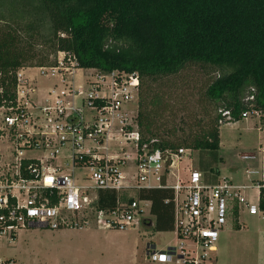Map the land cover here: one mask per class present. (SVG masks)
<instances>
[{"label": "built area", "instance_id": "1", "mask_svg": "<svg viewBox=\"0 0 264 264\" xmlns=\"http://www.w3.org/2000/svg\"><path fill=\"white\" fill-rule=\"evenodd\" d=\"M57 59V65L37 69L42 75L71 76L81 69L70 53L59 52ZM28 69L17 71L12 99L0 85V240L10 244L24 230L79 229L91 221L102 230L137 228L152 208L138 192L155 188L174 193L165 202L174 206L179 246L165 251L148 247L153 263L216 264V243L227 225L242 229L244 215L264 221V147L260 156H243L254 163L245 169L248 184L221 173L213 182L214 173L192 163L186 172L181 169L192 149H162L158 139L142 143L138 113L132 111L141 89L137 73L96 70L98 79L54 87L35 99ZM62 82H67L64 77ZM261 115L252 109L243 118ZM223 116L221 126L232 123L229 112ZM111 141L130 145V152L124 146L120 151L125 156L110 155ZM30 152L36 156H27ZM130 189L137 191L136 197L123 198L122 192ZM101 191L118 192L114 208L98 207ZM0 264L17 263L0 254Z\"/></svg>", "mask_w": 264, "mask_h": 264}, {"label": "trees", "instance_id": "2", "mask_svg": "<svg viewBox=\"0 0 264 264\" xmlns=\"http://www.w3.org/2000/svg\"><path fill=\"white\" fill-rule=\"evenodd\" d=\"M59 52L75 56L78 68L137 73L141 88L148 79L191 65L218 72L205 93L216 113L205 110L188 137L159 138L154 117L141 111V97L137 115L138 126L150 134L146 139L140 131L142 143L158 139L162 149L198 151L196 168L214 173L213 182L224 162L223 112L232 123L252 109L264 115V0H0V85L6 97H14L18 70L55 66ZM249 96L254 100L246 101ZM156 101L160 106L158 96ZM118 197L101 191L98 207L114 208ZM138 197L152 202L158 232L174 226V206L165 202L173 199L172 190L142 189Z\"/></svg>", "mask_w": 264, "mask_h": 264}, {"label": "rangeland", "instance_id": "3", "mask_svg": "<svg viewBox=\"0 0 264 264\" xmlns=\"http://www.w3.org/2000/svg\"><path fill=\"white\" fill-rule=\"evenodd\" d=\"M95 72V69L81 68L73 76L65 72L42 75L39 69L31 68L25 73L34 81L37 92L34 97L39 99L54 87L65 88L74 80L78 86L89 79H98ZM218 76V72L208 66L191 65L177 75L146 81L139 96L146 105L141 111L144 117H154L153 131L159 138L165 141L184 139L190 134L191 128L197 129L205 110L215 115V108L207 101L205 93ZM63 77L66 83L62 82ZM157 96L161 101L160 106L158 100L154 103ZM132 111L136 115L139 113V103H134ZM139 129L146 139L150 137L145 129ZM220 135L219 155L224 162H219L218 173L223 178L248 184L249 177L245 169L254 166V163L244 160L243 156L261 155L260 151L264 147V115L224 124L220 128ZM119 142H108L110 155L125 156L120 151L124 146L126 152L129 151L130 145ZM27 156H36V153L30 152ZM190 157L181 164L184 172V168L191 163L198 167L199 152L192 151ZM136 195L137 191L130 189L122 192L121 196L133 198ZM148 217L141 226L126 231L98 229L93 221L79 229L24 230L10 244L0 240V254L4 258L14 259L17 264H159L147 257L148 247L156 246L157 250L165 251L170 247H178L179 242L175 237V225L158 232L154 226L155 217ZM243 220L242 229L232 228L229 224L221 234L216 243V264H264V221L248 215H244Z\"/></svg>", "mask_w": 264, "mask_h": 264}, {"label": "crops", "instance_id": "4", "mask_svg": "<svg viewBox=\"0 0 264 264\" xmlns=\"http://www.w3.org/2000/svg\"><path fill=\"white\" fill-rule=\"evenodd\" d=\"M28 70H29V69H28ZM74 82H76V81L74 80ZM63 88H64V87H63ZM150 215H152V214H150ZM150 215H149V216H150ZM152 216H153V215H152ZM149 223H150L151 225L153 224L151 221H149ZM237 226H238V225H237ZM237 226H235V227H237ZM231 227H232V226H231ZM238 227H239V226H238ZM232 228H234V227H232ZM240 229H241V228L239 227V230H240ZM225 230H226V229H225ZM225 230H224V232H225ZM152 247L154 248V247H156V246H152Z\"/></svg>", "mask_w": 264, "mask_h": 264}]
</instances>
